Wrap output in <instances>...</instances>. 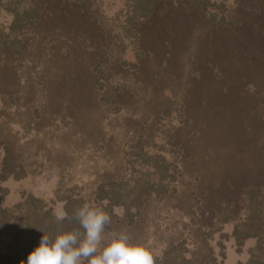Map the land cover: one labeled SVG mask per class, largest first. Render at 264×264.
Masks as SVG:
<instances>
[{
  "label": "rangeland",
  "instance_id": "374dc122",
  "mask_svg": "<svg viewBox=\"0 0 264 264\" xmlns=\"http://www.w3.org/2000/svg\"><path fill=\"white\" fill-rule=\"evenodd\" d=\"M182 3L158 6L128 38L119 0H41L19 52L4 47L0 15V140L25 171L0 182L3 206L32 195L57 216L67 190L99 206L95 187L123 176L124 147L141 137L174 165L175 192L145 199L131 223L114 209L106 231L126 230L155 258L183 243L196 264L247 259L253 240L238 252L213 230L223 203L264 187V1L253 13L231 9L230 27Z\"/></svg>",
  "mask_w": 264,
  "mask_h": 264
},
{
  "label": "trees",
  "instance_id": "16d2710c",
  "mask_svg": "<svg viewBox=\"0 0 264 264\" xmlns=\"http://www.w3.org/2000/svg\"><path fill=\"white\" fill-rule=\"evenodd\" d=\"M41 0H0V15L8 17L4 47L19 52L24 48L19 36L26 28L38 26L40 17L37 5ZM89 0H59L61 3H71L76 7ZM120 6L115 15L122 22V30L126 37H136V28L150 20L155 10L162 4H171L177 8L185 7L183 1H190L188 9H193L202 19L209 20L213 25L230 27L234 21L230 19L231 9L256 12L258 1L264 0H119ZM249 1V3H246ZM86 9V10H85ZM90 16H95L91 8H85ZM264 124V117H260ZM150 121V117L147 118ZM147 119L144 124H146ZM154 124H161V117L156 116ZM168 132V131H167ZM165 132V144L170 150L178 153L172 141V135ZM169 133V132H168ZM123 176L119 180L102 182L95 187L94 202L103 207L109 214L114 209H120L131 223L139 216L145 199L159 198L175 192L176 181L173 172L174 165L165 154L153 151L138 137L128 142L123 150ZM25 176L22 166L10 156L8 146L0 140V182L9 177L20 179ZM4 193L0 189V194ZM63 210L71 216L75 209L84 204V200L70 190L64 192ZM214 230L219 232V238L232 239L237 251L248 240L253 245L248 249V257L237 264H264V187L249 185L241 189L235 205L223 203L215 212ZM230 227V232H222ZM80 229L75 220L58 222L51 207L39 198L27 195L19 203L5 207L0 201V264H27V256L36 246L43 234L54 237L61 230ZM218 246L223 247L219 241ZM156 264H196L184 255L183 243H178L166 249L160 257L155 258ZM205 264L217 263L210 259Z\"/></svg>",
  "mask_w": 264,
  "mask_h": 264
},
{
  "label": "clouds",
  "instance_id": "9594fccd",
  "mask_svg": "<svg viewBox=\"0 0 264 264\" xmlns=\"http://www.w3.org/2000/svg\"><path fill=\"white\" fill-rule=\"evenodd\" d=\"M58 222L75 220L80 229L43 234L27 256V264H156L148 245L134 241L126 230L106 231L111 216L103 207L84 203L69 216L61 210Z\"/></svg>",
  "mask_w": 264,
  "mask_h": 264
}]
</instances>
